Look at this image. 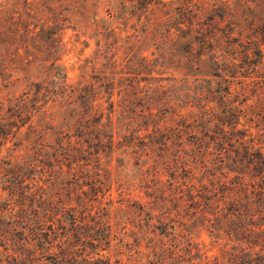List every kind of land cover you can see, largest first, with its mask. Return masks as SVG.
Masks as SVG:
<instances>
[{
	"label": "rangeland",
	"instance_id": "374dc122",
	"mask_svg": "<svg viewBox=\"0 0 264 264\" xmlns=\"http://www.w3.org/2000/svg\"><path fill=\"white\" fill-rule=\"evenodd\" d=\"M157 1L0 0V264H264V0Z\"/></svg>",
	"mask_w": 264,
	"mask_h": 264
},
{
	"label": "trees",
	"instance_id": "16d2710c",
	"mask_svg": "<svg viewBox=\"0 0 264 264\" xmlns=\"http://www.w3.org/2000/svg\"><path fill=\"white\" fill-rule=\"evenodd\" d=\"M144 1L150 2L148 4V5H150L151 2H153L155 0H144ZM157 2L158 3H163L162 0H160V2L159 1H157ZM139 5L140 6H143L145 4L143 2L142 3L139 2ZM254 54H255V56L258 57V59H262V53H261V51H259V50L258 51H255ZM62 79H64V78L62 77ZM58 87L61 90H64L63 93H65L67 91H70V93L72 95H74L75 93L80 92L79 98L84 101L85 107L87 108V111H90L91 110V106L89 105V101H87V97L89 95L88 93L85 94L84 91H82V89L80 91L78 88L76 89V88H73V87L68 86L65 83V81H62V83H60L58 85ZM42 88L43 87H39V90H37V93H40L41 90H42ZM46 93L47 94H50V91H46L45 94ZM111 108L113 109V105L111 106ZM150 115H152V114H150ZM89 121H90V119L87 120V122H89ZM100 121H101V118L94 117V122H96V123L99 124ZM192 138L194 139L195 136H192ZM259 159L261 160V162L260 161L258 162L259 167L262 168V170H264V159L262 158V155L261 154L259 155ZM237 186L240 189V191L246 193L247 187H246V185L243 182H238L237 183ZM23 189H29V187L26 186V187H23ZM233 189L234 188H229L227 185H223V189H220V191H224V193H222V194H225V192L228 191V194L222 195V196L219 197L220 192H216V191L214 193L207 192V194L204 195V196H202V198L206 201V205H208V208H211L214 205H216L215 207L218 209L221 206H223V209L222 210H224V211L227 210L226 217H228V216L235 217L237 219L239 225H240L238 232H240L241 234H243V235L246 234L247 237H250V235L256 234V233H259V235H264V229H261V228L260 229L257 228L256 229L257 232L255 233V227H256V225H254L253 223L251 225L253 226L254 229H249V228L244 227V225H242L241 222L243 221V218H245V216L248 214V209H250V208H248L249 207L248 205H244L241 202H238L236 200H232V201L230 200L231 199V193L233 192ZM14 192L15 191H12L11 195H14L15 194ZM252 194H256V196H262V197H260V200L261 199H263V200H262L261 207H260V211H259V212L262 213V211H264V193H262V192H260V193L259 192L258 193L252 192ZM198 196H200V195H198ZM11 209H13V208H11ZM260 216H261V218H260L261 221H263L264 220V216L263 215H260ZM253 220H254V217L251 218V221H253ZM235 232H237V231H235ZM229 235H230V233H229ZM255 246H258V245H255ZM263 251H264V249L261 250V252H263ZM247 257H249L251 259V261L249 262V264H257V262H256L257 259L261 258L259 252H255L254 255H253V253H248L247 254ZM57 260H58V257L55 259V261H57ZM259 264H262V263H259Z\"/></svg>",
	"mask_w": 264,
	"mask_h": 264
}]
</instances>
